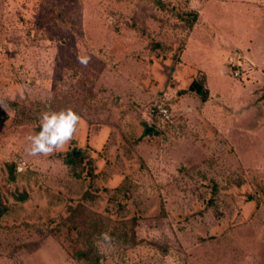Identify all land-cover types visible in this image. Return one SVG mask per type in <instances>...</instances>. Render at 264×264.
<instances>
[{"label": "rangeland", "instance_id": "374dc122", "mask_svg": "<svg viewBox=\"0 0 264 264\" xmlns=\"http://www.w3.org/2000/svg\"><path fill=\"white\" fill-rule=\"evenodd\" d=\"M0 102V264H84L78 203L98 264H264V0H0ZM68 108L82 159L29 155Z\"/></svg>", "mask_w": 264, "mask_h": 264}, {"label": "trees", "instance_id": "16d2710c", "mask_svg": "<svg viewBox=\"0 0 264 264\" xmlns=\"http://www.w3.org/2000/svg\"><path fill=\"white\" fill-rule=\"evenodd\" d=\"M185 13L190 19L189 25H192L196 20L197 12L195 10H189ZM154 45H156V47L158 46L157 44ZM186 90L195 92L202 102L205 101L207 97V89L198 79H192ZM37 130H39V127ZM83 155L84 148L75 146L64 153L59 154L66 165H72L76 161H80ZM86 173H93V171L89 170V172L86 171ZM70 210L74 215L68 218V221H70L68 229H74L77 232L78 243H82V246L75 250L74 255L76 254L77 257L82 258L84 264H98L99 255L96 252V248L93 246L92 236L94 234L100 235L102 233L106 223L105 219L107 218L97 212L86 210V207L81 203H78L75 206H70ZM75 216L78 220H76ZM59 217L63 219L62 216ZM66 219L67 218L65 217L64 220L66 221ZM61 220L59 222H61ZM58 231L59 223L49 227V233L51 235L57 234Z\"/></svg>", "mask_w": 264, "mask_h": 264}, {"label": "clouds", "instance_id": "9594fccd", "mask_svg": "<svg viewBox=\"0 0 264 264\" xmlns=\"http://www.w3.org/2000/svg\"><path fill=\"white\" fill-rule=\"evenodd\" d=\"M91 61V56L82 55L78 57V62L87 67ZM0 107L6 109V105L0 102ZM40 130L35 135L29 136L30 145L26 151L31 156H50L54 152L65 150V146L72 141L74 134L78 130L81 117L73 109L68 108L61 111H46L41 116ZM19 171L24 169L18 168ZM108 240L107 235L104 236Z\"/></svg>", "mask_w": 264, "mask_h": 264}, {"label": "built area", "instance_id": "2783aa9c", "mask_svg": "<svg viewBox=\"0 0 264 264\" xmlns=\"http://www.w3.org/2000/svg\"><path fill=\"white\" fill-rule=\"evenodd\" d=\"M233 74L234 75H238L239 74V69H236ZM158 111H159V114H161L162 119L168 118V114H167L166 108H163L162 106H158Z\"/></svg>", "mask_w": 264, "mask_h": 264}]
</instances>
